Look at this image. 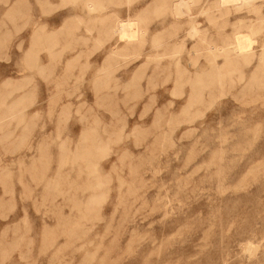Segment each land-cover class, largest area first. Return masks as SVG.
Returning <instances> with one entry per match:
<instances>
[{"label":"rangeland","instance_id":"374dc122","mask_svg":"<svg viewBox=\"0 0 264 264\" xmlns=\"http://www.w3.org/2000/svg\"><path fill=\"white\" fill-rule=\"evenodd\" d=\"M177 1L0 0V264H264V0Z\"/></svg>","mask_w":264,"mask_h":264},{"label":"bare ground","instance_id":"6f19581e","mask_svg":"<svg viewBox=\"0 0 264 264\" xmlns=\"http://www.w3.org/2000/svg\"><path fill=\"white\" fill-rule=\"evenodd\" d=\"M254 0H218V4L220 8H230L233 7L236 10H239L243 7H248L252 5ZM189 0H179L175 3L174 6V14L176 16H183L187 13H189ZM11 11H15V7H11ZM119 23V22H118ZM135 22H121L120 25H117L118 28L115 30L118 34L121 40L125 41H134L138 35V29L136 28ZM114 33V32H113ZM199 30L194 28V34H198ZM116 34V33H114ZM118 36V35H117ZM255 44V39L251 37L249 33L242 32V33H236L235 41L232 43L234 45L233 51L236 53V57L242 58L244 60L252 59L254 57V51H253V45ZM263 49L261 50V54L259 55V64L262 65L264 63V44ZM209 50L212 52L213 50L218 53H224L226 52V49L223 47H217V48H209Z\"/></svg>","mask_w":264,"mask_h":264},{"label":"crops","instance_id":"0c3cea01","mask_svg":"<svg viewBox=\"0 0 264 264\" xmlns=\"http://www.w3.org/2000/svg\"><path fill=\"white\" fill-rule=\"evenodd\" d=\"M90 7L93 8V4H91ZM117 28H118V26H117ZM117 28H116V29H117ZM115 32H116V31H115ZM116 33H117V32H116ZM117 34H118V33H117Z\"/></svg>","mask_w":264,"mask_h":264}]
</instances>
